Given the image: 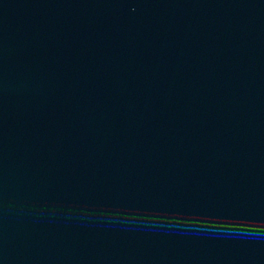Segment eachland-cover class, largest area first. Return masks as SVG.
<instances>
[{"label":"water","instance_id":"95a60500","mask_svg":"<svg viewBox=\"0 0 264 264\" xmlns=\"http://www.w3.org/2000/svg\"><path fill=\"white\" fill-rule=\"evenodd\" d=\"M0 264H264V0H0Z\"/></svg>","mask_w":264,"mask_h":264}]
</instances>
